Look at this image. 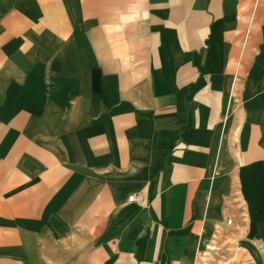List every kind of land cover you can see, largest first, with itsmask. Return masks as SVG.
<instances>
[{"label": "crops", "instance_id": "0c3cea01", "mask_svg": "<svg viewBox=\"0 0 264 264\" xmlns=\"http://www.w3.org/2000/svg\"><path fill=\"white\" fill-rule=\"evenodd\" d=\"M222 234L264 264V0H0V264Z\"/></svg>", "mask_w": 264, "mask_h": 264}, {"label": "rangeland", "instance_id": "374dc122", "mask_svg": "<svg viewBox=\"0 0 264 264\" xmlns=\"http://www.w3.org/2000/svg\"><path fill=\"white\" fill-rule=\"evenodd\" d=\"M240 249L233 237L222 234L198 253L195 264H244L248 259L239 257Z\"/></svg>", "mask_w": 264, "mask_h": 264}, {"label": "built area", "instance_id": "2783aa9c", "mask_svg": "<svg viewBox=\"0 0 264 264\" xmlns=\"http://www.w3.org/2000/svg\"><path fill=\"white\" fill-rule=\"evenodd\" d=\"M128 199H129L130 201H132V200L134 199V196L131 195L130 197H128ZM227 222H228V224H230V223L232 222V219H231V218L227 219Z\"/></svg>", "mask_w": 264, "mask_h": 264}]
</instances>
